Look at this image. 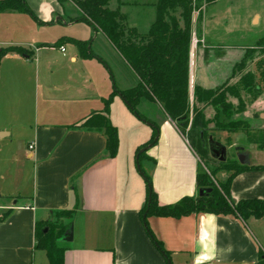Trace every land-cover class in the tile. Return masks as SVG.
Returning a JSON list of instances; mask_svg holds the SVG:
<instances>
[{"label":"crops","instance_id":"1","mask_svg":"<svg viewBox=\"0 0 264 264\" xmlns=\"http://www.w3.org/2000/svg\"><path fill=\"white\" fill-rule=\"evenodd\" d=\"M26 1L40 23L23 18V38L0 48L26 51L10 52L0 61V264H49L45 252L35 249V224L49 222L55 212L63 211L73 212L70 233L61 241L66 248L63 264H166L142 222L147 188L135 166V152L151 139V128L141 132L123 101L114 97L107 119L117 128L119 143L116 156L109 157L102 131L79 128L91 116L103 114L104 100L113 91L107 61L98 48L91 51L95 57H86L70 41L53 46L35 35L26 41V27L35 33L60 29L62 36L56 43L92 38L93 48L104 39L106 49L114 53L110 52L112 60L132 75V87L138 84L137 77L101 33H93L85 22L72 21L77 10L71 2ZM157 1L109 0L108 9L124 15L128 27L138 34L147 35L156 20ZM65 6L73 9L68 15ZM6 14L23 15L4 12L0 16ZM211 17L219 24L214 13ZM258 17V12H249L246 20L251 23ZM209 19L203 16V33ZM77 24L88 27L80 39L58 28ZM220 35L212 33L211 42L218 44ZM203 60L204 55L196 62L201 77ZM236 61L235 56L232 62ZM200 75L199 87L214 88ZM257 93L252 107L258 111L260 131L264 130V84ZM160 109L158 139L148 148L144 163L158 205L169 206L197 195L199 161ZM122 121L132 126L130 135H134L128 154L122 148ZM29 144L34 145L33 151L28 150ZM245 153L246 166H264V149L247 142ZM230 196L233 202L264 200V171L234 177ZM146 222L171 264H258L259 253L264 254V217L249 218L245 225L230 216L202 213L179 219L149 216Z\"/></svg>","mask_w":264,"mask_h":264},{"label":"trees","instance_id":"2","mask_svg":"<svg viewBox=\"0 0 264 264\" xmlns=\"http://www.w3.org/2000/svg\"><path fill=\"white\" fill-rule=\"evenodd\" d=\"M58 1L62 3L65 0ZM68 1L77 10V15L72 21L85 22L91 27L93 33H101L138 79V84L128 90L120 91L113 87L112 93L104 100L103 114L91 116L79 128L102 131L106 138V151L109 157H115L119 143L118 135L116 128L108 121L107 115L113 98L119 97L137 119L151 126V139L137 148L135 152V156H138L135 164L148 160L146 152L149 147L156 144L159 126L140 115L137 107L143 101L160 106L178 130V124L186 125L188 123L192 14L198 12L197 24L200 26L202 22L200 9L196 8L192 0H158L155 22L147 35H140L135 29L128 27L124 15L108 9L109 0ZM216 1L218 0H204V3L207 6ZM177 11L179 14L178 17H175L174 14ZM4 12L26 14L34 22L40 23L30 11L25 0H0V14ZM64 41L73 43L86 57H95L89 51L92 38L86 42L60 39L53 46H58ZM259 42L263 43L264 40ZM10 52L24 54L23 50L19 48L0 49V61ZM242 65H244V59L238 64V66ZM234 67L236 69L237 65ZM227 94L239 99V103L241 102L237 92H230L223 86L214 90H203L199 86H195L191 105L194 112L192 127L201 126V115L196 110V105L199 103H205L217 110L220 109V112L223 111L227 115L232 110L231 105L226 103ZM246 138L249 144H255L264 149V130L248 132ZM225 169L231 174L223 184L216 182L215 197H184L173 205L159 206L151 188L149 176L139 167L138 171L147 188V200L141 216L142 222L151 242L163 256L166 264H168V260L170 261L169 254L163 250L161 244L155 240L148 229L146 220L149 216L179 219L202 213L230 216L240 220L244 225L249 218L258 220L264 217V200L252 199L233 202L230 196V185L234 177L247 171H264V166L238 165ZM209 186L212 187L213 183L208 176L198 171L196 175L197 190ZM54 215L68 216L70 223L73 219L72 211L55 212ZM70 227L71 224L66 236L70 233ZM60 239L62 240L55 236L49 222L35 224V249L45 252L49 264H63L66 248L58 243ZM258 264H264L263 252L259 253Z\"/></svg>","mask_w":264,"mask_h":264},{"label":"rangeland","instance_id":"3","mask_svg":"<svg viewBox=\"0 0 264 264\" xmlns=\"http://www.w3.org/2000/svg\"><path fill=\"white\" fill-rule=\"evenodd\" d=\"M196 8L200 9L202 20L203 16L209 17V25L206 33L202 31V22L200 26L197 24L198 12L192 14L193 34L190 50V112L188 115V123L186 125L180 123L178 128L184 138L187 140L199 161V173L206 174L213 183L212 187H204L198 189L199 197H215L216 182L224 183L226 179L221 176L230 175L231 172L225 168L246 165V137L247 133L257 132L261 127L258 111L252 107V101L257 98V89L264 84V0H224L211 8V4L205 6L204 0H192ZM26 4L27 1L25 0ZM72 7L65 6L64 12L68 15L72 12ZM31 11V10H30ZM258 12L260 17L253 19V22L246 20L249 12ZM9 13V12H8ZM212 13L219 19V24L213 23ZM21 14V13H19ZM33 14V13H32ZM179 11L174 16L178 17ZM34 15V14H33ZM10 16L6 14L0 16V48L9 41H20L23 38L20 29L24 30L23 18L31 23L28 15ZM254 17H251V19ZM255 20V21H254ZM26 41L31 39L33 35L43 39L54 45L56 40L62 36V32L56 27L42 29L38 33L32 32L30 27H26ZM61 28L63 33H69L75 37L83 38L88 33V27L84 25H75ZM230 30V33H227ZM226 32V33H225ZM212 33H221L220 42L212 43L210 37ZM65 35V34H64ZM88 39V37L86 38ZM96 46L89 51L98 48L107 66V74L112 86L120 90L125 88L128 90L133 88L134 79L127 69L120 68L115 61L112 60V51H108L105 46L104 39L96 41ZM108 48V47H107ZM110 50V49H109ZM24 54L26 51L23 50ZM109 52V53H108ZM214 54V56H213ZM220 54V55H218ZM224 54V55H223ZM205 56L203 78L208 86L214 89L223 86L228 91L238 93L240 98H235L229 94L226 95V103L230 104L232 110L225 115L222 111L214 109L205 103L196 105V110L201 115V126L192 127L194 112L192 108V92L195 86L199 84V75L197 73V58ZM213 58L208 59V56ZM220 57H218V56ZM237 58L233 63V58ZM219 59V62H218ZM244 59V65L238 64ZM235 65H237L235 69ZM125 68V67H124ZM200 69V68H199ZM198 69V71H199ZM214 73V75H212ZM200 75V78H202ZM214 77V78H213ZM208 81V82H207ZM135 87V86H134ZM127 88V89H126ZM201 88V87H200ZM202 89V88H201ZM206 90V89H203ZM137 111L148 121L159 124L163 117V112L158 105L143 101L137 107ZM132 120L138 124L140 131L148 130V123H144L137 119L130 111ZM253 116L255 118H253ZM255 119L252 121L251 119ZM121 119V118H120ZM120 125V137L122 140V148L124 153L128 154L134 145L133 138L130 135L132 126L123 122ZM113 126V125H112ZM115 127V126H113ZM131 127V128H130ZM116 128V127H115ZM117 130V128H116ZM118 135V130H117ZM119 141V135H118ZM136 161V156H135ZM146 161V160H144ZM141 161L138 165L147 172V163ZM137 164H135L136 166ZM137 169V166H136ZM140 175L139 171L136 170ZM141 176V175H140ZM142 178V177H141ZM51 229L57 238H66L69 231L68 216H55L53 214L49 221ZM61 227V229H58ZM58 242L61 244V241ZM62 245V244H61Z\"/></svg>","mask_w":264,"mask_h":264},{"label":"built area","instance_id":"4","mask_svg":"<svg viewBox=\"0 0 264 264\" xmlns=\"http://www.w3.org/2000/svg\"><path fill=\"white\" fill-rule=\"evenodd\" d=\"M60 51H61V52H64V49H63L62 47H60ZM28 150H29V151H33V150H34V145H33V144H29V146H28Z\"/></svg>","mask_w":264,"mask_h":264},{"label":"water","instance_id":"5","mask_svg":"<svg viewBox=\"0 0 264 264\" xmlns=\"http://www.w3.org/2000/svg\"><path fill=\"white\" fill-rule=\"evenodd\" d=\"M190 73H191V72H190ZM137 159H138V156H136V161H137ZM136 166H137V170H139V165L137 164ZM148 188H150V187L148 186ZM148 203H149V200H148ZM45 231H46V230H45ZM167 263H168V264H171V262H170L169 260L167 261Z\"/></svg>","mask_w":264,"mask_h":264}]
</instances>
